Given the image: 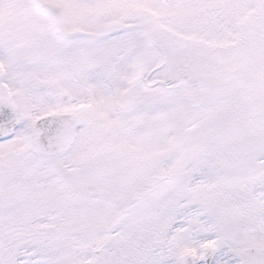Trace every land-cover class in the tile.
I'll list each match as a JSON object with an SVG mask.
<instances>
[{
    "label": "snow or ice",
    "instance_id": "snow-or-ice-1",
    "mask_svg": "<svg viewBox=\"0 0 264 264\" xmlns=\"http://www.w3.org/2000/svg\"><path fill=\"white\" fill-rule=\"evenodd\" d=\"M0 264H264V0H0Z\"/></svg>",
    "mask_w": 264,
    "mask_h": 264
}]
</instances>
